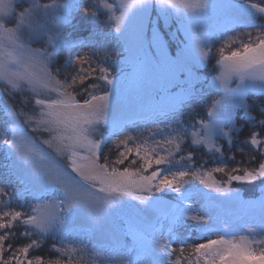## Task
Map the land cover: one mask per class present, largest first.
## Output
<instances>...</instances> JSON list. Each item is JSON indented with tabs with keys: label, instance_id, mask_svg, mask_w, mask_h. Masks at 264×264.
Masks as SVG:
<instances>
[{
	"label": "snow or ice",
	"instance_id": "1",
	"mask_svg": "<svg viewBox=\"0 0 264 264\" xmlns=\"http://www.w3.org/2000/svg\"><path fill=\"white\" fill-rule=\"evenodd\" d=\"M17 4L21 6L17 8ZM154 6L159 8V18L166 25L175 15L179 25L176 33L184 34L174 54L158 27L153 25L150 34L146 30L144 21ZM102 9L109 14L105 24L111 25L104 34L115 44L95 47V40L73 41L68 30L74 14L82 12L96 21ZM257 14L264 17V6L249 0H113L111 4L106 0H51L44 4L39 0H0V82L12 94L23 96L25 90H30L34 106L39 109L37 112L34 107V114L27 116L0 95V109L7 117L3 144L9 155L14 153L16 157V166L9 175L22 186L14 193L7 191L8 183L0 187V206L9 209L0 212V230H5L0 235V264H45L40 256L28 258L35 240L15 250L11 244L5 249L18 223L25 226V237L51 235L58 237L62 245L72 240L65 247L53 245L61 256L84 253L88 245L72 236L74 228L65 227L74 220V214L83 210L92 223H100L113 208L125 204L130 214L123 231L114 234L101 251L92 248L91 264H98L99 257L111 264H181L186 246L192 249L188 264H264V248L257 251L253 247L264 244V239H254L264 233V197L259 200L258 217L253 215L251 221L230 220L212 212L221 198L255 207V201H242L240 192L230 185L240 181L264 186V159L257 161L255 156H249L248 162L257 163V167H236L231 171H227L226 164L212 171H189L194 163H180L193 160V152L187 158L180 156L182 145L206 143L214 155L220 151L212 143L214 137H228L232 144L233 112L238 107L245 110L251 127L260 129L251 131L245 143L264 158V139L258 138L264 133V105L259 109L262 118L256 121L245 103L249 88L257 87L255 81L260 82L258 88L264 94V23L253 22ZM210 17L216 18L215 26L206 23ZM239 28L255 29L256 35L245 31L238 33V40L228 36ZM25 33L28 41L43 46L33 48L24 42ZM214 39L222 40L216 50L219 72L213 77L217 90L223 89L222 99L209 108V120L193 121L190 127L197 129L198 125V129L189 131V126L177 117L185 107L203 98L194 84L199 80V66L213 58ZM121 43V55H127L110 63L115 47ZM84 47H93L90 56L73 55L75 49ZM65 52L64 63L53 74L51 66ZM66 65L76 71L60 80L57 77ZM233 78L235 88L229 86ZM42 88L48 91L44 99L39 98ZM27 103L26 99L20 100L22 106ZM21 115H25L23 124ZM145 115L155 130L145 128L135 137L120 141L116 147L123 148L117 159L110 161L104 149L113 137L129 127L139 128L136 118ZM24 124L32 125V133L47 134L39 144L47 145L57 156H66L68 165L62 167L43 147H38L37 141L25 132ZM101 127L110 131L95 139ZM157 135L163 138L155 140ZM125 162L132 166L124 167ZM213 172L225 173L227 179L210 182ZM197 179L204 188L218 194L207 205L199 204L185 188ZM169 194H174L172 199L165 200ZM14 195L28 212L11 209ZM186 220L195 223L199 233L195 241L190 232L178 231ZM243 229L248 235H237ZM213 235L215 239L208 238ZM129 237L130 244L125 242ZM81 244L83 247H79ZM174 245H179L176 259L172 258ZM6 251L12 252L8 259H4ZM82 259L74 260L69 255L63 264H81ZM48 264L62 262L57 259Z\"/></svg>",
	"mask_w": 264,
	"mask_h": 264
},
{
	"label": "rangeland",
	"instance_id": "2",
	"mask_svg": "<svg viewBox=\"0 0 264 264\" xmlns=\"http://www.w3.org/2000/svg\"><path fill=\"white\" fill-rule=\"evenodd\" d=\"M50 2H51V0H39V3H41V4L50 3ZM59 2L60 3H67V2H70V0H59ZM92 2H93V0H88V3H92ZM106 2L111 4V3H113V0H106ZM223 2L227 3L228 0H223ZM249 2L255 3V4H260L261 6H264V0H249ZM20 6L21 5H19V4L16 5L17 8H19ZM116 14L118 15L119 13H116ZM108 15H109L108 12L106 10L102 9L100 14H98L96 21H93V19L91 17L85 16L82 12H77L76 14H74V16L72 18V21H71L72 27L68 30V32L71 33L70 38L73 41H84V40H88V39L95 40L97 42L95 47H100L103 44L114 45L115 41L112 40L110 37H106L104 34V32L107 30V28L111 26V25L105 24V21L108 19ZM158 18H159V8L154 6L153 9L149 13V18L144 21L145 26H146V30L150 34L151 28L153 25L158 27L160 32L163 34L164 39L169 42V51L174 54L176 51L177 42H178V40H183L185 38L184 34H183V32L176 33V29L179 25L177 23L175 15H173L172 17L169 18L167 25H166L163 18H159V19ZM253 22L256 25H259L260 23H264V17H261L260 14H257V16L254 17ZM206 23L209 26H215L217 21H216L215 17H210L206 21ZM53 28H54V25H53ZM245 31H251L253 33V35H256L255 29L239 28V29H236V31H230L228 33V36H231V37L236 38L238 40L239 39L238 33L245 32ZM170 33L173 34V36L171 38L169 36ZM216 35L219 37L220 33L217 32ZM24 42L30 43L31 47H33V48H40L43 46L41 43H32L31 41H28L27 40V33L24 34ZM221 42H222L221 39H214V41H213V43H214L213 58H211L205 64L200 65L198 68L197 74L199 75V80L196 81L194 84V87L196 88L198 94H203L204 92L207 91V90H205L207 88L217 89V87L214 86V84H213V77H215L219 72V67L216 65V59L218 58V56H216V50L221 46ZM233 46H235V45H233ZM122 49H123L122 43L120 46L115 47V51L113 52V54L111 56L110 63L118 61V60H122L123 55H127V53H124L123 55H121ZM49 51H51V49H49ZM92 52H93V47L77 48L74 50L73 55H75L76 53H79L81 56H90L92 54ZM66 56H67L66 52L59 54L58 61L54 65L51 66V70H52L53 74H55L56 69L60 67V64L64 63ZM101 56H102V52H101ZM92 59L95 62L96 57L93 56ZM92 66L94 67L95 63H93ZM78 67H79V65H77V68ZM84 67H88V64H85ZM75 71H76V68L66 65L61 70V73L57 78L60 80H63L66 74H74ZM206 73H209V76L206 80H204L203 76ZM115 74H116L115 71H113V75H115ZM218 83H219L218 81L215 82L216 85H218ZM246 83L252 84L253 81H247ZM254 83L257 85V87L256 88L250 87L246 96H245V103L248 105V113H250V114H251V112L249 110L250 106H249L248 102H249V100L253 99L254 96H252V95H258V96H256L257 100L260 99L259 95H262V97L264 96V94H262L258 88V85L260 82L255 81ZM229 86L232 88L236 87L235 78H233V80L229 82ZM209 90H211V89H208V91ZM177 91H179V89H177ZM41 92H42V94L39 98L44 99L48 96V91L46 88H42ZM212 92H214V91H212ZM215 93H216L215 99L211 100L212 105H213L214 101L222 99L223 89L219 88V92H215ZM0 95H2L3 98L8 101L9 105L13 109H15L17 112H23L27 116H31L34 114L33 113L34 107H35V111L38 112V110H39L38 106H34V103H33L34 99H31L32 95L30 94V90H25V93L23 96H21L20 94H12L10 92H6L3 82H0ZM29 95H30V97H29ZM52 98H55V93H52ZM21 99H26L28 101L26 106H22L20 104ZM77 99H80V97L78 96ZM212 105H211V107H212ZM263 105H264V101H263ZM237 115H241V117L246 116L245 110L243 108H239V107L234 110L232 132L235 129V121H236L235 117ZM145 116H147V115H145ZM142 117H144V116H142ZM137 118H140V117H137ZM209 119L210 118L208 117L207 120H209ZM6 120H7V117H6L5 113L3 112L2 109H0V125H3V126L6 125ZM19 120L23 124V122L25 120V115H21L19 117ZM31 127H32V125L24 124L25 132L29 135V137L32 139H35L37 141V146L43 147L44 150L46 151V153L48 155H50L51 157H53L59 165H61L62 167H66L68 165V160H67L66 156H57L56 153L53 151V149L48 148L47 145H40L39 144V142L41 140L47 139V134L40 133V132L32 133ZM155 127H156L155 125H152V126H148L147 128H150L154 131ZM160 127L163 128L164 126H160ZM197 129H198V127H197ZM197 129H195V130H197ZM108 131H110V130L106 129L105 127H101L100 133L95 135L94 138L100 139V136L101 135H107ZM143 134H147V131H144ZM164 135H167V133H164ZM129 136H131V135L128 133L118 135L117 138H115L108 145L107 148H111L112 151H114L115 145L119 144L120 141L125 140ZM162 138H156L155 139V137H154L155 140H161ZM217 138L227 139L228 137L216 136L213 138L212 143H214L215 148L218 149V147L216 146ZM201 145H203L205 148H207L210 151L208 144L203 143ZM122 148H123V146H121V148H119V149H116L115 151L119 152L120 150H122ZM7 150H8V148H7ZM112 151L111 150L109 151V153H110L109 156L111 155ZM8 152H9V150H8ZM116 154L118 155V153H116ZM10 157H11V161H10L11 167L9 169V173L16 166L15 154L12 153L10 155ZM262 159H264V158H262ZM109 160L112 161V159H110V158H109ZM101 163H103V160H101ZM138 166L139 165H137V167ZM68 170L71 171V169H68ZM188 170L192 171L190 169H188ZM12 178L14 180V177H12ZM211 180L218 181L214 178V176L210 178V182H211ZM233 183L236 185H234V187H232V188L236 189L240 192L242 201H255L256 202L255 207L249 208L245 204H242L239 202L233 203V202H230V201H227V200H224L221 198V199L216 200V207L212 209L213 214H219L220 216H222L224 218H228L230 220L231 219H240L243 221H251L253 215L258 217L259 212H260L259 200L262 197H264V195L259 200L245 199L244 196L242 195V192H241L242 187L243 188H246V187L251 188L252 186H254V182L252 185H248V184H245L244 182H240V181H234ZM202 193H203L204 197L202 196L203 199L197 200L199 204L207 205L210 200L218 197V194H216L215 192H213L209 189L204 188V186H203ZM4 199H7V197H5ZM164 199L165 200H171L170 197H164ZM92 200H93V203H95V195L94 194H93ZM134 203H136V202H134ZM129 214H130L129 206H128V204H125L123 207L113 208L111 210V214L106 219L102 220L100 223H92L88 219L87 214L83 210H81V211L74 214V216H75L74 220H71L65 227L75 229V231L72 233V236L74 238H76L78 241H83L84 244L88 245L87 252L81 253V252L77 251L74 253H67V254L61 256V253H59L57 251H56V253H52V255H51V251H49V253H47L44 256H40V257L43 258V260L45 261V264H48L49 261H52L50 255L55 257L53 259L64 258V259H61L63 261H66L65 259H68L69 255H71L74 260H77V259H80L81 257H83L81 264H91L92 248L95 247L96 251H101L103 246L108 245L111 242L112 236L114 234L118 235L121 232L120 227H119V221H118L117 217H121L125 221ZM178 231H180L183 234L190 232L192 235L193 241H195L197 239V237L199 236V233L195 227V223L191 220H186L183 225L178 226ZM83 235H84V237H83ZM237 235H248V232L246 229H243ZM45 238L46 239L52 238V239L58 241V237L56 238V237H53L51 235L45 236L42 239H45ZM208 238L215 239L216 236L213 235V236L208 237ZM87 240L89 241V243H86ZM69 244H72V240L65 241L64 244L62 246H60V248L65 247L66 245H69ZM57 245H59L58 242H57ZM37 247H40V246H37ZM79 247H83V244L79 245ZM253 247L257 251H259V249L264 248V244L262 246L253 245ZM174 248H175V253H174L172 258L176 259V257L180 255L179 245H174ZM191 252H192L191 247L186 246L184 256L181 260V264H188L189 254ZM28 258L34 259V256L33 257L29 256ZM98 264H111V262L104 260L103 257H99L98 258Z\"/></svg>",
	"mask_w": 264,
	"mask_h": 264
},
{
	"label": "trees",
	"instance_id": "3",
	"mask_svg": "<svg viewBox=\"0 0 264 264\" xmlns=\"http://www.w3.org/2000/svg\"><path fill=\"white\" fill-rule=\"evenodd\" d=\"M209 72V71H208ZM206 77L209 76V73L205 74ZM203 98H205L207 95H201ZM254 96L253 99L249 100V106H250V112L253 117H255V120L258 121L262 117L259 115V109L263 105L264 101V96H260V99L257 100L256 96L258 95H252ZM30 97V95H29ZM202 98V99H203ZM31 99H34L33 96H31ZM202 99H199L196 104L190 105L188 107H185L181 114L177 117L178 120L183 121L185 126H189L188 130L192 131V127L190 125L193 123V121H198L199 118H203L205 116V112L207 111L206 105L209 104V100H207L204 103H201L200 101ZM191 110V111H189ZM2 120V119H1ZM235 129L232 132V144L228 143V138L227 139H222V138H217L216 146L220 150L219 152H216L213 155L212 151H209L207 148H205L201 144H196L192 145L191 147H188L187 144L182 145L183 151H181L180 156H183L187 158L189 152H193V160L192 161H187L185 159L184 161H181V164H189V163H194L195 167L191 168L193 171H197L199 169H204L205 171H212L217 166H224L225 164L227 165V171H231L233 168L240 167V168H255L257 167V163H249V156H255L257 161L262 159L260 156H258L257 151L252 148L250 145H247L245 141L250 138V132L251 131H256L260 132L259 128H252L251 124L252 122L247 119V116L241 117V115H237L235 117ZM138 124V123H137ZM139 124L142 125V122H139ZM6 127V125H4ZM3 125H0V187H2L5 183H8V188L7 191L9 192H15L17 189L21 188V185L15 183L13 178L9 175V171L6 168V160L4 158V147L5 145L2 142L3 135L2 133L5 130V127ZM131 129V127L128 128V130ZM260 139H264V133H261L259 136ZM190 143V142H189ZM264 147V146H262ZM121 148V147H120ZM115 150L118 149L115 145ZM112 151L111 148H105L104 149V154L107 155L112 161H115L117 159V154L118 151H112L111 155L109 156V151ZM195 150V151H193ZM234 157V160H233ZM131 159V158H130ZM179 160V156L177 157ZM139 165V162L137 163ZM136 165V166H137ZM124 167H131L132 165L129 162H125L123 165ZM179 167V165L177 166ZM242 174V173H240ZM216 180L217 182L221 180H226L227 176L225 173H212V177ZM199 180H194L190 184L185 185V188L189 190L193 194V197H197L198 199L202 198L203 194L198 190L201 185H199ZM234 184L230 185L231 187H234ZM259 185H261L260 182H254V186L251 188H243L242 187V195L244 197L248 198H255L258 196L259 193ZM22 200L17 197L13 196L12 203H11V209L16 210V211H23L24 206H21ZM9 210L8 208H4L3 206H0V212L7 211ZM24 212V211H23ZM26 230L25 226L18 223L15 228L12 229V232L14 233V237L10 238L5 242V249L8 248V245L11 244L13 250L19 247H23L26 244L31 243L33 240L36 241V245L29 250L28 257L31 256L35 258V256H44L49 251L52 253H56L55 248H58L59 245H57V240H54L52 238H45L42 239L41 237L32 234L28 237H25L22 235V233ZM5 230H0V235H4ZM254 239L256 240H262L264 239V233H259L257 234ZM40 243V244H39ZM53 245H55V248H53ZM262 246L263 244H255ZM40 246V247H37ZM12 255L11 251H6L4 254V259H8L9 256ZM51 260L55 261L57 259H53L55 257L51 256ZM64 259V258H60ZM67 260V259H65ZM63 264V260H61Z\"/></svg>",
	"mask_w": 264,
	"mask_h": 264
},
{
	"label": "bare ground",
	"instance_id": "4",
	"mask_svg": "<svg viewBox=\"0 0 264 264\" xmlns=\"http://www.w3.org/2000/svg\"><path fill=\"white\" fill-rule=\"evenodd\" d=\"M207 78H208V77H207ZM207 78H206V79H207ZM210 89H213V88H210ZM204 94H206L207 97H211V96H213L214 92H212V91H211V92H204ZM4 198H5V197H4ZM4 198H3V199H4Z\"/></svg>",
	"mask_w": 264,
	"mask_h": 264
}]
</instances>
